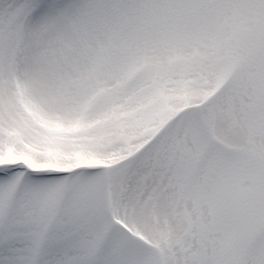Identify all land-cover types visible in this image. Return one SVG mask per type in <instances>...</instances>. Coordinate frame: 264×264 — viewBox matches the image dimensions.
<instances>
[{
  "label": "snow or ice",
  "instance_id": "snow-or-ice-1",
  "mask_svg": "<svg viewBox=\"0 0 264 264\" xmlns=\"http://www.w3.org/2000/svg\"><path fill=\"white\" fill-rule=\"evenodd\" d=\"M0 264H264V0H0Z\"/></svg>",
  "mask_w": 264,
  "mask_h": 264
}]
</instances>
